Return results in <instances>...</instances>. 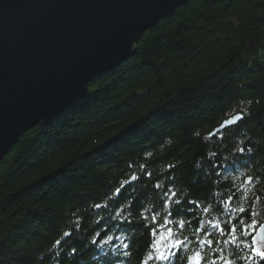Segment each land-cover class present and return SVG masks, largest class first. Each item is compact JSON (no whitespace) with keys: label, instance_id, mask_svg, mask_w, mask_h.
<instances>
[{"label":"trees","instance_id":"16d2710c","mask_svg":"<svg viewBox=\"0 0 264 264\" xmlns=\"http://www.w3.org/2000/svg\"><path fill=\"white\" fill-rule=\"evenodd\" d=\"M157 183L198 207L168 215ZM232 220L234 236L214 227ZM253 221L264 222V0H187L0 161V264H188L196 253L203 264H253L241 224ZM172 239L185 241L180 259H155Z\"/></svg>","mask_w":264,"mask_h":264},{"label":"water","instance_id":"95a60500","mask_svg":"<svg viewBox=\"0 0 264 264\" xmlns=\"http://www.w3.org/2000/svg\"><path fill=\"white\" fill-rule=\"evenodd\" d=\"M186 2L0 0V161L27 130L83 100L94 78L131 58L142 34Z\"/></svg>","mask_w":264,"mask_h":264},{"label":"snow or ice","instance_id":"6c2138e0","mask_svg":"<svg viewBox=\"0 0 264 264\" xmlns=\"http://www.w3.org/2000/svg\"><path fill=\"white\" fill-rule=\"evenodd\" d=\"M243 119V115H237L234 116L231 120H225L222 122L221 126L219 128H217L215 130V132L210 133L209 136H216L218 133H222L223 130L225 128L230 127L232 124L234 123H238L240 120ZM223 137L221 136V139ZM250 151V150H249ZM240 153L245 152V148H240L239 149ZM171 167V166H170ZM147 176L149 179H151V173H147ZM137 177L135 175H133L131 177V180L128 181V183L130 184L131 181L136 180ZM249 182L252 181L253 177H249ZM125 186H121V188H123ZM154 189H162L161 193H160V199L158 200L157 206L160 209H165L167 210V214L170 216H175L178 214V207L181 206L182 204H192V207H198V205L196 204V202H189V201H179L178 199V193L173 191L171 188H168L166 186H162L161 184L157 183L154 184L152 186ZM121 192V189L118 188L116 189V195L119 196ZM235 194L232 197H229V199L227 201H225V203L227 204H231L232 200L235 199ZM97 207H100V205H97ZM144 207L143 204H140L139 207H136V202H133L132 204L128 205V210L130 213H135L138 216H141V219L143 221H148L149 217L148 216H143L140 212V209H142ZM156 207L153 208V214L151 215L150 219L152 221V224L149 226V235L152 237H156L158 235V229L155 227V225L160 224V220L157 219L156 216ZM190 211V210H189ZM204 211L207 212L208 209L204 208ZM239 211L243 214L245 212V209H239ZM118 215H122V213H118ZM187 219V217L185 218ZM122 223H132V221H130L127 217H125V219L122 221ZM242 227H243V231L245 232L246 235H248L251 239V243L245 245V247L250 248V251L252 253V257L251 259H253V264H255V258L258 257L261 261H264V225H260L259 226V231H256L257 229V223L255 221H253L251 224H247L244 222H241ZM179 225L181 227V229H183V227L185 226V220H180ZM214 227H218L219 231L221 234H224L225 231H227L230 234H234L237 231L241 230V227L237 225L235 220L230 221L229 223H226L223 226L220 225H214ZM249 229L251 231H249ZM168 234L169 237L171 238L173 236V231L171 228H168ZM201 232L207 231L206 228L204 229H200ZM106 234V233H105ZM65 236L70 235V233H65ZM235 238V237H234ZM110 240L115 239V237H109ZM97 240H93L92 243L95 244L97 243ZM55 243L57 245L61 244L62 242L60 240H56ZM154 246L159 245L160 241L156 240L153 242ZM205 244L214 246L216 241L214 240H208V241H204ZM185 244V241L182 239H172L171 243L168 245L167 248V255H165L164 253H160L158 256L155 257V259L161 260V261H167L172 257H175L177 259H180V252L183 249V246ZM129 245L125 244L124 248H128ZM159 250V249H157ZM73 251H75V249H73ZM150 259H152V257H149ZM203 257L201 256L200 253H196L194 256L188 257V264H203ZM212 264H215V261L212 262ZM224 264H231V261H225Z\"/></svg>","mask_w":264,"mask_h":264},{"label":"bare ground","instance_id":"6f19581e","mask_svg":"<svg viewBox=\"0 0 264 264\" xmlns=\"http://www.w3.org/2000/svg\"><path fill=\"white\" fill-rule=\"evenodd\" d=\"M94 79H95V78H94ZM94 79H93V80H94ZM263 223H264V222H263ZM263 223H262V224H263ZM262 224H261V225H262ZM258 228H259V227H258ZM258 228H257V229H258ZM256 231H257V230H256Z\"/></svg>","mask_w":264,"mask_h":264},{"label":"rangeland","instance_id":"374dc122","mask_svg":"<svg viewBox=\"0 0 264 264\" xmlns=\"http://www.w3.org/2000/svg\"><path fill=\"white\" fill-rule=\"evenodd\" d=\"M88 89V88H87ZM48 125V124H47Z\"/></svg>","mask_w":264,"mask_h":264}]
</instances>
